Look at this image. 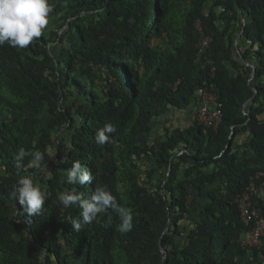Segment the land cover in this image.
<instances>
[{
    "label": "trees",
    "instance_id": "obj_1",
    "mask_svg": "<svg viewBox=\"0 0 264 264\" xmlns=\"http://www.w3.org/2000/svg\"><path fill=\"white\" fill-rule=\"evenodd\" d=\"M261 184L264 0H0V264H264Z\"/></svg>",
    "mask_w": 264,
    "mask_h": 264
},
{
    "label": "built area",
    "instance_id": "obj_2",
    "mask_svg": "<svg viewBox=\"0 0 264 264\" xmlns=\"http://www.w3.org/2000/svg\"><path fill=\"white\" fill-rule=\"evenodd\" d=\"M209 43V39H204L201 44V50L204 49V46H207ZM216 96L212 92H204L201 97V106L199 107L197 114V121L200 125L205 127L217 128L222 117V112L216 104ZM252 193H256L263 202H264V187L261 184L260 186L252 187ZM249 196L250 194H246L240 200V210L242 218L245 223H249L250 221H254L255 225L253 228L246 232L241 241L244 246H260L261 239L264 236V214H261L253 209L252 211L248 208L249 206ZM248 201V202H247Z\"/></svg>",
    "mask_w": 264,
    "mask_h": 264
},
{
    "label": "rangeland",
    "instance_id": "obj_3",
    "mask_svg": "<svg viewBox=\"0 0 264 264\" xmlns=\"http://www.w3.org/2000/svg\"><path fill=\"white\" fill-rule=\"evenodd\" d=\"M180 115V114H179ZM189 117L188 116H186V118L185 119H187L186 121H188L189 119H188ZM263 242H264V240H263ZM261 243H262V241H261Z\"/></svg>",
    "mask_w": 264,
    "mask_h": 264
},
{
    "label": "water",
    "instance_id": "obj_4",
    "mask_svg": "<svg viewBox=\"0 0 264 264\" xmlns=\"http://www.w3.org/2000/svg\"><path fill=\"white\" fill-rule=\"evenodd\" d=\"M248 101H249V100H248ZM248 101H247V102H248Z\"/></svg>",
    "mask_w": 264,
    "mask_h": 264
}]
</instances>
